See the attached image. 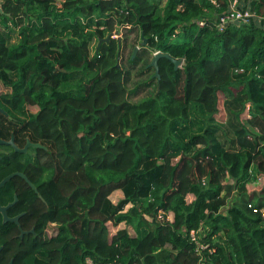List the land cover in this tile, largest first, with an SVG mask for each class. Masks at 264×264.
<instances>
[{
    "label": "trees",
    "instance_id": "obj_1",
    "mask_svg": "<svg viewBox=\"0 0 264 264\" xmlns=\"http://www.w3.org/2000/svg\"><path fill=\"white\" fill-rule=\"evenodd\" d=\"M232 1L2 2L0 106L17 147L45 148L23 165L11 153L6 174L37 190H15L28 224L40 235L56 224L31 248L61 264H196L189 233L204 228L207 264H264V0H237L257 19L220 32ZM142 37L151 58L136 77L153 70V52L182 64L160 58L159 79L153 70L141 82L155 91L132 101Z\"/></svg>",
    "mask_w": 264,
    "mask_h": 264
},
{
    "label": "flooded vegetation",
    "instance_id": "obj_2",
    "mask_svg": "<svg viewBox=\"0 0 264 264\" xmlns=\"http://www.w3.org/2000/svg\"><path fill=\"white\" fill-rule=\"evenodd\" d=\"M0 109L2 110L0 112L2 116L0 117V139L7 142L13 137L8 123L9 114L3 107L0 106ZM7 134H9L8 139L4 138ZM10 149H12L10 146L0 145V182L10 174H23L19 170L6 174L16 167V159L10 156L15 152H9ZM24 160V154H20L17 163L23 165ZM14 178L0 187V264H61L56 260H49L43 252L44 249L30 247L33 240L51 239L56 233V224L49 223L42 235L35 226L28 224L24 200L18 198L17 195L19 188L24 186L25 180L19 177L20 181L13 182ZM9 182L11 185H8Z\"/></svg>",
    "mask_w": 264,
    "mask_h": 264
},
{
    "label": "rangeland",
    "instance_id": "obj_3",
    "mask_svg": "<svg viewBox=\"0 0 264 264\" xmlns=\"http://www.w3.org/2000/svg\"><path fill=\"white\" fill-rule=\"evenodd\" d=\"M263 22H264V19H263ZM122 33L123 32H117V34L118 35H122ZM133 38H134V35H133ZM138 47H139V50L137 51V53H136V55L141 51V47H140V45H138ZM129 50L130 49H128V51L126 52V54H125V57H124V61H121L122 62V64L125 66V67H127V68H129V65H128V63L126 62V58L128 57V54H129ZM140 56H142L141 57V59L142 60H144L143 62H140L138 65H137V67L136 68H134V74H133V78L131 79V81H130V83L128 84V89L131 91V92H135V93H133L131 96H130V99L132 100V101H136V100H139V99H141V98H144V97H146V96H149V93L150 94H153V92L155 91V84L154 85H152L151 87H144L142 84H141V82H142V80H144V79H147L148 78V76H150L153 72V70H150L148 73L150 74H148L147 75V73H145L144 75H142V76H139V77H136L135 76V70H137V68L138 67H140V66H143L144 65V63L146 62V61H149V58H151L150 57V53L149 52H147V51H141V53H140ZM6 91H8V89H6V88H4L1 84H0V93L1 92H6ZM221 106V100H220V102H219V107ZM30 110H31V112H35L37 109L36 108H30ZM9 152H10V150H8ZM25 155V154H24ZM208 176H210V180H212V175L210 174V175H208ZM180 182H179V179H177V181H176V183H175V187H177V185L179 184ZM252 187H257L256 185H252ZM123 198V196L122 195H112L111 197H110V200L112 201V203L113 204H117V202L119 201V200H121ZM235 197H233L229 202H228V208L229 207H231L233 204H234V202H235V199H234ZM191 200H193V197L192 196H188L187 197V201L188 202H190ZM228 208H226V207H222L221 209H220V211L221 212H225ZM171 216V215H170ZM108 226V229H109V234H111V235H113V234H115V232L116 231H118V230H123V229H125V230H127V232L130 234V236H135V234H134V232H133V230L129 227V226H126V225H124V224H120L119 226H117V227H114V226H112L111 224H108L107 225Z\"/></svg>",
    "mask_w": 264,
    "mask_h": 264
},
{
    "label": "built area",
    "instance_id": "obj_4",
    "mask_svg": "<svg viewBox=\"0 0 264 264\" xmlns=\"http://www.w3.org/2000/svg\"><path fill=\"white\" fill-rule=\"evenodd\" d=\"M3 1L4 0H0V5L2 4ZM250 19H257V16L252 11V9L250 7L241 8L238 5L237 0H233L232 2H230L229 10L226 13L216 18L215 27L217 28L218 31L221 32L225 30V28L230 24L238 25V26L244 25L247 24ZM258 21L263 22V19H258ZM198 24L200 26H203L204 21H200L198 22ZM9 26H11V23H9ZM120 36L121 35H118L117 32H115L113 33L112 37L120 38ZM155 53L157 52H154L153 54ZM226 208H228V205L226 206ZM261 215L264 216V210H262ZM189 239L195 245V252L198 256V260L196 264H207L203 251L207 250L208 253L211 254L213 252V248H211L209 244H204V243L200 244L197 241L196 232L194 231H191L189 233ZM86 264H92L91 260L87 258Z\"/></svg>",
    "mask_w": 264,
    "mask_h": 264
},
{
    "label": "water",
    "instance_id": "obj_5",
    "mask_svg": "<svg viewBox=\"0 0 264 264\" xmlns=\"http://www.w3.org/2000/svg\"><path fill=\"white\" fill-rule=\"evenodd\" d=\"M143 39V37H142ZM109 38L105 39V41H108ZM146 46V40L143 39V41L140 44L141 48H144ZM120 50V48H119ZM139 50V47H135L133 49L132 52V58L136 55L137 51ZM120 58V54L118 53V59ZM160 58H166L168 59L170 62L173 63L175 70L180 67V65L182 64V60H175L173 58H171L168 54H163L161 52H157L155 54H153L152 59L150 61V63L148 64L149 68H152L154 70V78L159 79V73H158V60ZM0 112H2V110L0 109ZM0 145H6V146H10L13 151L17 154H26L29 148H36V149H45L43 146H41L40 144H33L29 141L26 142V144L23 146V148H19L16 146V144L14 143V139L13 137L9 140V141H3L0 139ZM20 177L23 180H25V182L34 190L35 193H37V190L35 189L34 185L32 183H30L27 179V177L21 173H13L10 174L9 176H7L6 178H4L1 182H0V187L4 186L5 183H7L8 181H10L12 178L14 177ZM40 197V196H39ZM41 198V197H40Z\"/></svg>",
    "mask_w": 264,
    "mask_h": 264
},
{
    "label": "bare ground",
    "instance_id": "obj_6",
    "mask_svg": "<svg viewBox=\"0 0 264 264\" xmlns=\"http://www.w3.org/2000/svg\"><path fill=\"white\" fill-rule=\"evenodd\" d=\"M203 229L204 228H200L199 230H196L195 232H196V236H197V241L201 244L202 243V241L200 240V238L201 237H203L204 235H203ZM198 235L200 236V237H198Z\"/></svg>",
    "mask_w": 264,
    "mask_h": 264
},
{
    "label": "crops",
    "instance_id": "obj_7",
    "mask_svg": "<svg viewBox=\"0 0 264 264\" xmlns=\"http://www.w3.org/2000/svg\"><path fill=\"white\" fill-rule=\"evenodd\" d=\"M112 195H117V196H118V195H122V193H121V191H115V192L112 193ZM112 195H111V196H112ZM122 196H123V195H122Z\"/></svg>",
    "mask_w": 264,
    "mask_h": 264
},
{
    "label": "clouds",
    "instance_id": "obj_8",
    "mask_svg": "<svg viewBox=\"0 0 264 264\" xmlns=\"http://www.w3.org/2000/svg\"><path fill=\"white\" fill-rule=\"evenodd\" d=\"M154 53V52H153ZM172 215L170 216V219H171Z\"/></svg>",
    "mask_w": 264,
    "mask_h": 264
}]
</instances>
